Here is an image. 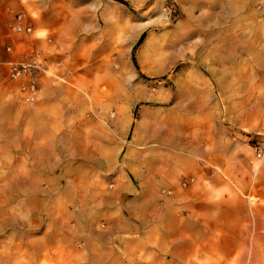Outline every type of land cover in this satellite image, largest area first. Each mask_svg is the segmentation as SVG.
Returning a JSON list of instances; mask_svg holds the SVG:
<instances>
[{"label":"crops","instance_id":"1","mask_svg":"<svg viewBox=\"0 0 264 264\" xmlns=\"http://www.w3.org/2000/svg\"><path fill=\"white\" fill-rule=\"evenodd\" d=\"M92 1L0 0V145L12 146L15 192L46 196L29 233L0 236V264H264V157L228 104L259 97L264 10L173 0L174 32L183 28L197 57L173 74L164 106L131 79L117 85L115 15L71 4ZM9 9L32 34L6 27ZM146 24L134 27L130 58ZM21 60L39 66L33 103L2 74ZM64 138L74 157L53 155Z\"/></svg>","mask_w":264,"mask_h":264},{"label":"rangeland","instance_id":"2","mask_svg":"<svg viewBox=\"0 0 264 264\" xmlns=\"http://www.w3.org/2000/svg\"><path fill=\"white\" fill-rule=\"evenodd\" d=\"M244 1L250 4V7L247 4L244 12L249 8L252 11L264 10V0ZM103 2L104 0L71 4L83 9L89 8L90 5L92 10H99V13L110 10L115 15L116 58L111 61V65L116 74L117 85H124V80L131 79L133 89L140 91L143 88L163 94L164 98L161 101L164 106H169L171 103L167 97L171 95L173 89V74H177L179 70L187 72L193 69V59L197 57V50L188 45L189 35H183L181 31L183 28L180 27L179 32H174L175 29L178 31L177 27L173 28L179 20L178 6L173 0H150L146 3L127 1V5L110 2L109 7ZM9 13L13 14L15 11L9 9ZM142 22L147 24L142 28L145 37L134 52L138 67L136 69L128 55V46L135 35L134 27ZM128 25H131L130 31L127 29ZM202 56L203 54L200 57ZM60 66L61 63L57 60H53L50 64L51 75L58 82ZM8 69L9 66L6 64L2 74L7 77L11 87L12 83L17 82L8 78ZM258 94L257 98H228L229 107L232 108L229 119L239 120L243 134L247 136L245 143L249 144L250 151L256 158L257 151L254 149L256 142L262 147L260 157H264V79L260 80ZM145 103L152 104L150 101ZM58 133L66 135L65 130H60ZM74 150L75 147L64 138L62 143L53 146V155L60 152L66 157H74ZM12 156V146L0 145V236L9 237L13 234L29 233L28 223L36 218H44L42 203L46 197L42 193L15 192L10 176ZM71 161H74V158ZM39 182L41 184V181Z\"/></svg>","mask_w":264,"mask_h":264},{"label":"built area","instance_id":"3","mask_svg":"<svg viewBox=\"0 0 264 264\" xmlns=\"http://www.w3.org/2000/svg\"><path fill=\"white\" fill-rule=\"evenodd\" d=\"M6 27L13 33L30 35L33 33L31 24L26 21V17L21 12L11 14L6 21ZM39 66L36 61H16L9 63L8 78L18 83V92L23 95L28 102H36L39 96V88L37 81V70ZM257 151V158L262 154V147L258 142L254 145ZM192 179H190L191 181ZM181 186H185L186 182H181ZM170 190H162L160 195H170Z\"/></svg>","mask_w":264,"mask_h":264},{"label":"trees","instance_id":"4","mask_svg":"<svg viewBox=\"0 0 264 264\" xmlns=\"http://www.w3.org/2000/svg\"><path fill=\"white\" fill-rule=\"evenodd\" d=\"M114 1L119 2L121 4H124V5H127L126 1H124V0H114ZM144 37H145V33H142L140 35V37L138 38V40H137V42L134 45L133 50H132L131 60H132V63H133V65H134V67L136 69H138V67H137V63H136V60H135V56H134V50L141 44V42L143 41Z\"/></svg>","mask_w":264,"mask_h":264},{"label":"bare ground","instance_id":"5","mask_svg":"<svg viewBox=\"0 0 264 264\" xmlns=\"http://www.w3.org/2000/svg\"><path fill=\"white\" fill-rule=\"evenodd\" d=\"M144 25V24H143ZM142 26V25H141Z\"/></svg>","mask_w":264,"mask_h":264}]
</instances>
